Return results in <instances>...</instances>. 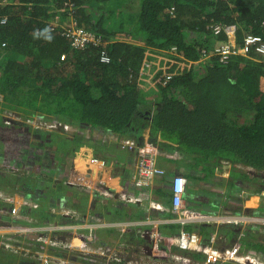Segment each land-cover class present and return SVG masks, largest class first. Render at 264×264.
I'll return each mask as SVG.
<instances>
[{
    "label": "trees",
    "instance_id": "obj_1",
    "mask_svg": "<svg viewBox=\"0 0 264 264\" xmlns=\"http://www.w3.org/2000/svg\"><path fill=\"white\" fill-rule=\"evenodd\" d=\"M213 22L235 24L237 45L242 46L248 34L259 35L264 42V0H0V105L26 118L52 116L119 137H140L147 113L153 119V136L192 156L194 166L205 163L206 178L228 161L230 174L218 177L220 184L264 196V54L250 49L247 55H231L226 62L211 57L202 70L189 69V62L202 56L200 49L212 46L204 45L202 36ZM78 28L110 40L106 44L109 61L100 58L103 46L93 41L75 43L71 31ZM207 38L212 40L213 35ZM225 38L220 35L221 40ZM174 45L184 58L159 51ZM144 62L151 66L143 70ZM2 119L0 129L16 130L18 137L22 129L29 132V126L10 125ZM45 139L52 146V139ZM29 174H2L0 187L23 194L28 192L26 186L39 189L40 178ZM156 194L170 195L163 187ZM76 201L85 205L87 195L77 194ZM92 204L98 208L99 201ZM104 206L113 219L126 210L129 217L147 215L139 206L130 211L124 208L125 212L110 200ZM46 211L32 213L42 222L45 216L56 217ZM167 214L162 218H174L173 213ZM181 229L202 237H211L215 231L228 237L236 233L230 224L182 226L168 221L160 226V232L168 235ZM243 243L245 250L264 251L263 241ZM152 247L196 261L204 258L203 253L155 240ZM0 253L5 259L21 258L1 247Z\"/></svg>",
    "mask_w": 264,
    "mask_h": 264
},
{
    "label": "built area",
    "instance_id": "obj_2",
    "mask_svg": "<svg viewBox=\"0 0 264 264\" xmlns=\"http://www.w3.org/2000/svg\"><path fill=\"white\" fill-rule=\"evenodd\" d=\"M6 17H3L1 22H5ZM210 30L214 35L219 36L223 32L227 33L231 40L220 42L213 45V49L208 51L207 48L202 49V53L205 57L216 56L220 61H228L231 55H247L250 49H255L257 52L264 54V42L262 37L259 35L248 34L244 37L242 46H237L233 37L232 28L222 23L213 22L209 26ZM76 44H83L86 41H93L95 44L103 43V38L97 39L95 34L84 31L83 29H74L71 31ZM64 58V56H62ZM102 61H109L110 57L107 52V47L103 46L101 50ZM0 99L2 96L0 95ZM3 122L10 125H19L23 127L28 124L24 119H21L14 111L1 112ZM33 129H44L61 136L73 135L77 143L82 142L85 144V148L89 149L90 143H94L99 147V150L104 148H111L120 146L131 154V161L133 164L135 175L130 181V186L134 189V193L126 192V190H117L116 194L113 192V188H109L108 184H99L91 182V179H86L84 184L77 183L76 180L71 177H65L62 179L61 185L56 193L53 191L55 188L53 179L55 176L52 173L51 165L45 164L44 171L41 172L40 182V194L37 195L34 201H31L26 196L17 193L4 190L0 187V203L7 204L5 206L0 204V247L8 251L26 255L29 254L30 249L20 245L24 240L20 238H29L28 232L42 229V223L40 218H37L32 211L37 210L39 207L45 205L47 210L56 215V219H59V226L61 229L67 230H82L92 229L99 226H106L110 221L116 220L119 225V230L124 234H132L134 231L144 233L141 228V220L136 221L131 219L130 221L123 222V219L115 218L112 219L105 213L106 201H111L110 198H115L116 204L126 203L138 205L140 208L147 210V215L150 211H169L175 215L176 222L182 226L190 223H214V224H232L237 227V237L231 243H227L222 247H214L210 243H206L202 240L198 232H191L185 229H181L178 234L175 235H162L156 233L153 235L152 240L157 239V242L166 245H176L185 250L197 251L204 254V258L198 261L197 264H227V262H235L238 264H264V259L260 257V253L250 250H245L243 240L246 237V231L252 226L260 223L264 225V216L254 217L251 214L245 213L243 210L238 212H226L210 215L208 213H201L196 210H192L186 206V193L189 178L178 173L173 176L168 175L166 170L161 167L158 163L159 157L169 158H182L184 155L177 149H165L160 146L158 139L153 134L148 133L146 136L140 138L135 137H119L107 130L100 129L98 127L81 126L78 124H71L69 122L55 119H34L30 121ZM91 147V146H90ZM91 149V148H90ZM67 156V153L65 154ZM99 157L94 159L90 165L99 166ZM224 170L229 169L231 164L228 161H223ZM27 169L33 168V165L28 164L25 166ZM71 168V165H67ZM67 168V169H68ZM31 170V169H30ZM89 171L92 172L90 166ZM228 171V170H227ZM4 171L0 170V175L4 174ZM264 175V173H263ZM51 180H48V179ZM56 178V177H55ZM165 178L169 183L171 189L172 202L170 206L164 205L156 196L152 194V187L157 182V179ZM58 179V178H56ZM55 179V180H56ZM127 182V181H126ZM95 183V184H92ZM124 187H126L124 185ZM83 193L87 195V203L81 205L76 201L77 194ZM251 194L250 189L242 188L240 190H231L230 193L224 191L223 197H239L241 200L249 197ZM115 196V197H114ZM221 198V199H222ZM93 200L99 201V206L93 207ZM114 204V203H113ZM237 205L244 208V203L241 201L237 202ZM39 206V207H38ZM103 208V209H100ZM148 208V209H147ZM32 224L28 225L27 224ZM56 223V224H57ZM148 223V222H147ZM56 224H52L56 227ZM36 225V226H35ZM35 226V227H33ZM137 227V228H136ZM248 228V229H247ZM36 241L57 245L56 241H47L43 237H35ZM149 240V239H148ZM215 237L212 238V241ZM155 255H163L171 257L169 252L156 251L153 248ZM259 254V255H258ZM176 257L177 255H173ZM36 260L40 264H50L49 256L44 251H38L34 255ZM177 258H184L182 255H178ZM188 261L192 260L187 258Z\"/></svg>",
    "mask_w": 264,
    "mask_h": 264
},
{
    "label": "rangeland",
    "instance_id": "obj_3",
    "mask_svg": "<svg viewBox=\"0 0 264 264\" xmlns=\"http://www.w3.org/2000/svg\"><path fill=\"white\" fill-rule=\"evenodd\" d=\"M119 37L123 38L124 36L119 33ZM215 39L213 37L210 43H213ZM2 101L3 99L0 100V102ZM6 110L9 111V109H2L0 105V114ZM10 111L13 110L10 109ZM14 112L21 119L29 123L34 119H49L52 121L57 119L41 114L26 118L21 112L16 110ZM145 115L144 119L145 121L147 120V124L145 122L144 129L148 128V130H151L153 119L149 114ZM29 123L24 125L29 126V132L22 129L20 137L17 136L16 130L13 131L10 128L0 129V170L4 171L3 173L7 177L15 175L26 176L32 172L36 174L38 179L40 178L41 172L44 171V165L50 164L51 169L53 168L51 174H54L53 176L58 178L56 179L54 177L52 181L55 186L53 188L55 193L59 189L62 179L65 177H71L77 183L81 184H84L86 179L89 178L91 182L99 184L106 183L109 188H113L115 194L118 189L121 190L120 188L126 190V192L134 193V187L132 188L129 183L133 179L135 172L132 170L134 168H131L133 167L131 154L126 149L114 151L113 149L115 148L106 147L99 152L101 153L99 166L98 164L90 165L92 162L94 163V159L98 153L97 150H99V147L97 145L90 143L93 147L88 146L89 149H87L85 148L87 145L85 146L84 143L74 141L75 136L73 135L61 136L49 130H36ZM44 137L52 139V146L48 145L47 139ZM159 143L161 144L162 141H159ZM66 153L67 156H65ZM28 164L33 165V168H30L31 170L25 167ZM68 164L72 167L68 168ZM223 165L222 163L221 175L227 172V170L229 173L232 168L231 164L229 169L224 170ZM90 166L92 167V172L89 171ZM32 179L37 180L36 178ZM123 183L126 187H124ZM26 188L28 189L27 193H19L34 201L35 197L40 194V188L37 189L32 186L31 189L28 186ZM13 189L16 188H12L11 190ZM223 190L224 188L221 190L222 195L224 193ZM226 192L228 193L229 191ZM110 199L113 203L116 201L115 198ZM38 209H41L42 213H47L45 206L39 207ZM259 216H264V212L261 215H257L258 218ZM37 218L40 217L37 215ZM57 222L59 223V219H56V217L49 219L45 216L43 222L40 221L43 225L42 229L28 232L29 238H20L24 242L19 244L29 248V254H18L21 257L18 259H5L0 253V264H35L38 260H36L34 255L38 251H44L49 256L50 264H197L198 262L194 259L188 261V257L186 256H183L184 258H177L179 254L171 252H169L172 254L171 257L155 255L152 247L153 240L150 242V239H153V235L157 233V228L154 227L156 226L154 225V220L148 223L143 222L141 223V227L138 226V228L144 230L143 234L136 230L132 234L127 235H124L119 230L120 227L116 220L110 221L106 226L82 230L61 229L59 227L60 223L57 227ZM52 224H56V227H53ZM28 225L32 224L28 223ZM233 226L237 229L236 225ZM109 230H116L117 232L109 234ZM35 237H43L47 241H56L58 244H45L36 241ZM213 237V235L211 237H203V241L210 243L214 247H222L226 245L225 242L228 243L230 240L220 233H216L214 241H212ZM173 255L177 256L174 257ZM260 257L263 259L262 255Z\"/></svg>",
    "mask_w": 264,
    "mask_h": 264
},
{
    "label": "crops",
    "instance_id": "obj_4",
    "mask_svg": "<svg viewBox=\"0 0 264 264\" xmlns=\"http://www.w3.org/2000/svg\"><path fill=\"white\" fill-rule=\"evenodd\" d=\"M158 143H159V139H158ZM162 143L160 144V146H163V148L177 149L180 151V153L184 155V157L178 158V159L162 156L161 158L159 157L158 163L161 167H163L166 170L168 175L173 176L177 173H182L189 178L190 182L188 184L187 193H186V206L188 208L199 211L201 213H208L210 215H214L218 213H226L227 211L232 213V212H238L237 207H239V205H237V202L241 201L244 203L243 211L245 213L249 212V214H251L252 216L257 217V215H261L264 212L262 211L264 210L262 209L264 208L263 206L264 196L262 194L254 195V193L251 192L249 197L245 198L244 200H241L239 197H232L231 199L230 197L222 198V193H221L222 188H224L223 191L225 192L229 191V188L227 187L226 184L225 185L220 184L217 178L220 176L227 177L229 174L228 171L224 172V174L221 175V168L218 165V167H216L215 170H213L214 176L206 178V173L202 169L205 163H201V166H194L195 160L192 156H188L184 151L178 149L175 146H169L170 144L167 145L166 142L165 144H162ZM89 145L92 147L91 144ZM214 173L217 175L216 177L217 183H215ZM123 185L125 184L123 183ZM159 187H163L165 191L170 193V195H167V196L157 195L156 189ZM152 188H153L152 194L156 196L160 201L164 202V205L170 206L172 202V196H171V189L169 188L168 181L165 178L157 179V182ZM238 190H240V188ZM228 193H230V191ZM167 203H169V205ZM120 205L121 207H123V211H124V208H127L128 211L138 208V205H134V204L127 205L126 203H122ZM153 213H155L156 215H154L152 218L151 215ZM157 213L158 212H155L154 210H152L150 211V213L145 219V217L143 218L142 215L137 216V217L135 215H131L133 217H129L128 215H126L127 214V210H126V212L123 213L122 216L118 218L123 219V222L130 221L131 219L136 220V221L141 220L142 222H151V220H154V223H155L154 225H156L154 227L157 228L156 232L162 235H168L166 233L160 232V226L161 224L168 222V221L176 222L175 215H174V218L171 220L169 218H162L164 216L169 215L167 213H170V212L168 211L160 212V213H164L165 214L164 216L159 215V213L158 214ZM203 223L205 222H202L199 224H203ZM215 225H221V224H215ZM235 231L236 233L230 237L222 233L220 234L226 238L228 237L230 239L228 243H231L237 237V229H235ZM216 233L218 232L215 231L213 233L214 237L216 236ZM200 236L203 240V237L201 234ZM250 240H259V241H263L264 243V225H261L260 223H258L252 226L251 228H249L248 231H246V237L244 241L247 243ZM225 243L227 244V242ZM258 253H260L264 259V251L260 250Z\"/></svg>",
    "mask_w": 264,
    "mask_h": 264
},
{
    "label": "clouds",
    "instance_id": "obj_5",
    "mask_svg": "<svg viewBox=\"0 0 264 264\" xmlns=\"http://www.w3.org/2000/svg\"><path fill=\"white\" fill-rule=\"evenodd\" d=\"M218 23V22H217ZM219 23H221V22H219ZM210 24H212V23H210ZM210 24L207 26V29L209 30L208 31V33L207 32H205V33H203V38H204V42H203V44L205 45L207 42H209V44H212V46L211 47H202L201 49H200V51L203 49V48H207L208 49V51H211L212 49H213V45H215V44H217V43H220V42H227V41H229V39L231 40V37H229L228 36V34L227 33H225V32H223L222 34L223 35H225L227 38H225V39H220V35H222V34H220L219 36H216V35H214L213 34V32L210 30V28H209V26H210ZM222 24H224V23H222ZM224 25H226V26H230L231 28H232V31H234L233 32V37H234V40H235V43H236V45H237V42H236V28H237V26L235 25V24H224ZM194 34V33H193ZM192 35V33L191 32H189V34H188V36H191ZM211 35H213V37H215L216 39H215V41L213 42V43H210V40L211 39H208L207 38V36H211ZM108 41L110 42V40H103V43H101L100 44V46H106L107 47V43H108ZM244 42V41H243ZM243 45V44H242ZM237 46H241V45H237ZM159 51L160 52H162V53H173L174 55H176V56H179L180 58H184V54L183 53H180V52H178L179 50H178V48H177V46H172V47H170L169 49H164V48H160L159 49ZM204 54L202 53V56L199 58V60H197V61H190L189 62V65H188V68L189 69H191V68H193V69H195V68H198L199 70H202V69H204V67H205V63H207L208 62V60L211 58V57H215V56H211V57H205L204 58ZM100 58H101V55H100ZM102 60V59H101ZM145 64L142 66V69L143 70H145L146 68H148L149 66H151V64H150V62H144ZM202 66V68L200 69V67ZM171 77V75H167L166 76V78L167 79H169ZM2 96V95H1ZM2 99H3V97H2ZM2 99H0V100H2ZM90 127H92V126H90ZM148 133H150V134H152V132H151V130H148V128H146V129H143V131H142V133H141V135H140V137L141 136H146ZM140 137H135V138H140ZM132 138V137H131ZM93 147V146H92ZM110 148V147H109ZM111 148H115V149H113L114 151H117V150H122V149H124V148H121L120 146H116V147H111ZM101 150H103V149H101ZM101 150H97V155H96V157H99L100 158V156H101V153H99ZM95 157V158H96ZM178 174V173H177Z\"/></svg>",
    "mask_w": 264,
    "mask_h": 264
},
{
    "label": "flooded vegetation",
    "instance_id": "obj_6",
    "mask_svg": "<svg viewBox=\"0 0 264 264\" xmlns=\"http://www.w3.org/2000/svg\"><path fill=\"white\" fill-rule=\"evenodd\" d=\"M230 174V173H229ZM229 174H228V176H229ZM248 182V185H246V186H251V182L250 181H246V183ZM230 191H231V189H230Z\"/></svg>",
    "mask_w": 264,
    "mask_h": 264
}]
</instances>
